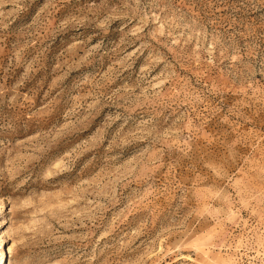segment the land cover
<instances>
[{
  "label": "rangeland",
  "instance_id": "obj_1",
  "mask_svg": "<svg viewBox=\"0 0 264 264\" xmlns=\"http://www.w3.org/2000/svg\"><path fill=\"white\" fill-rule=\"evenodd\" d=\"M0 264H264V0H0Z\"/></svg>",
  "mask_w": 264,
  "mask_h": 264
}]
</instances>
